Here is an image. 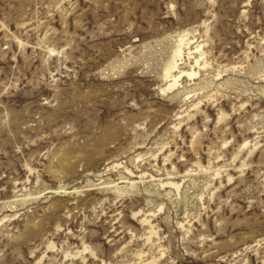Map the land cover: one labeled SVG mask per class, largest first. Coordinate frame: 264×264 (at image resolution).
Listing matches in <instances>:
<instances>
[{"label":"rangeland","instance_id":"obj_1","mask_svg":"<svg viewBox=\"0 0 264 264\" xmlns=\"http://www.w3.org/2000/svg\"><path fill=\"white\" fill-rule=\"evenodd\" d=\"M0 264H264V0H0Z\"/></svg>","mask_w":264,"mask_h":264}]
</instances>
